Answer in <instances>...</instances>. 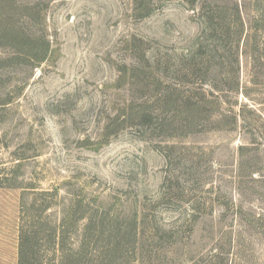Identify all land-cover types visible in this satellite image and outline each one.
Segmentation results:
<instances>
[{
    "label": "rangeland",
    "instance_id": "obj_1",
    "mask_svg": "<svg viewBox=\"0 0 264 264\" xmlns=\"http://www.w3.org/2000/svg\"><path fill=\"white\" fill-rule=\"evenodd\" d=\"M30 213L35 264H264V0H0L9 240Z\"/></svg>",
    "mask_w": 264,
    "mask_h": 264
},
{
    "label": "trees",
    "instance_id": "obj_2",
    "mask_svg": "<svg viewBox=\"0 0 264 264\" xmlns=\"http://www.w3.org/2000/svg\"><path fill=\"white\" fill-rule=\"evenodd\" d=\"M195 1L196 0H191L192 3H195ZM235 10H236V13H239L238 7H236ZM205 11H206L205 9L202 10V8H201V13L205 12ZM208 15L209 14L207 13V16ZM206 22H207V28H208V25H209V27H211L212 23L211 24L208 23V22H211V19L210 18L207 19ZM224 26L228 27L229 25L225 24ZM18 31L15 32V33L18 34L19 33ZM4 36H5V34H4ZM14 40L18 41L17 38L14 39ZM39 42H41V41H39L37 39H34V40L32 39L29 42L30 46L32 47L30 49H32L37 54V55H34L35 59L33 58V59L30 60L32 62V64H34V66L39 65L40 63H42L46 59L47 53H48L49 44L44 42L41 45V44H39ZM16 46L17 45H14V44L12 45V47H14V48H16ZM38 46H40V47H38ZM19 54H21L20 51H19ZM13 57H19L18 56V52ZM28 218H29V220H27V224L23 225V223H22L19 226V233H18V262H17V264H35L37 262L36 261L37 257H36V249L35 248H37L38 245H39L40 238L38 236V232H39V229L42 228V227H40V225H39L40 218H37V220H38L37 222H35L34 219H32V214H31V217L29 215H27V219ZM86 229H87V233L85 234V237L87 236L88 233H90L89 227H87ZM53 234H54V237H55L54 243H55L56 246L57 245L59 246L60 237H59L58 233H56V229L53 230ZM100 235H101L100 232H96L95 237L93 239L87 240L86 247H88V248L91 247L90 244H92V241H93V246L94 247L92 249V252L94 250V252H95L94 254H97L96 250H98V244L101 241ZM57 241H58V243H57ZM109 250H111L110 247H108V251ZM97 256H99V255H97ZM69 263H70L69 259H68V257L66 255L60 256L58 264H69Z\"/></svg>",
    "mask_w": 264,
    "mask_h": 264
},
{
    "label": "crops",
    "instance_id": "obj_3",
    "mask_svg": "<svg viewBox=\"0 0 264 264\" xmlns=\"http://www.w3.org/2000/svg\"><path fill=\"white\" fill-rule=\"evenodd\" d=\"M18 262V236L13 235L9 240L6 230L0 224V264H17Z\"/></svg>",
    "mask_w": 264,
    "mask_h": 264
}]
</instances>
